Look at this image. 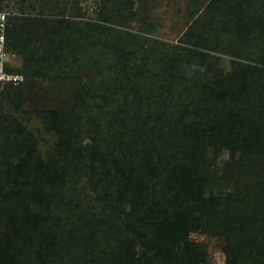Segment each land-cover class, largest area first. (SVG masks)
I'll list each match as a JSON object with an SVG mask.
<instances>
[{"label": "trees", "instance_id": "16d2710c", "mask_svg": "<svg viewBox=\"0 0 264 264\" xmlns=\"http://www.w3.org/2000/svg\"><path fill=\"white\" fill-rule=\"evenodd\" d=\"M83 1L94 21L6 28L24 81L0 85V264H212L198 230L264 264V0H190L177 43L146 0Z\"/></svg>", "mask_w": 264, "mask_h": 264}, {"label": "rangeland", "instance_id": "374dc122", "mask_svg": "<svg viewBox=\"0 0 264 264\" xmlns=\"http://www.w3.org/2000/svg\"><path fill=\"white\" fill-rule=\"evenodd\" d=\"M1 1V0H0ZM147 17L157 29L155 37L165 42L177 43L189 26V2L190 0H146ZM79 9H82L83 17L78 16ZM95 11V10H94ZM94 11L83 0H7L5 9L0 10V14L6 16V28L10 19L18 15L25 16H46L52 19H79L84 22L94 21ZM1 35V32H0ZM6 36V35H5ZM6 50V45H5ZM7 66L18 69L22 66V58L18 54L6 52ZM228 67V61H224ZM18 74V73H17ZM42 81L34 85L35 92H43L41 87L46 84ZM48 102H50L48 100ZM42 108L41 103H27L24 106L23 117L25 124L37 136L40 148L44 155L56 145V136L48 134L35 114V109ZM228 156L225 155L223 160ZM193 239L205 242L209 245V254L212 264H224L226 261L224 243L220 239L203 235L198 230Z\"/></svg>", "mask_w": 264, "mask_h": 264}, {"label": "built area", "instance_id": "2783aa9c", "mask_svg": "<svg viewBox=\"0 0 264 264\" xmlns=\"http://www.w3.org/2000/svg\"><path fill=\"white\" fill-rule=\"evenodd\" d=\"M6 16L0 14V85H7L10 83L19 84L24 81V76L16 73H9L6 70Z\"/></svg>", "mask_w": 264, "mask_h": 264}]
</instances>
